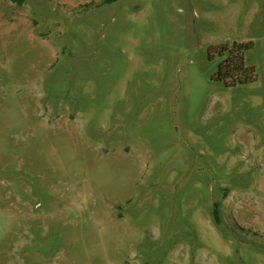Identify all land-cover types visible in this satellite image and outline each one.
I'll use <instances>...</instances> for the list:
<instances>
[{
  "label": "rangeland",
  "instance_id": "374dc122",
  "mask_svg": "<svg viewBox=\"0 0 264 264\" xmlns=\"http://www.w3.org/2000/svg\"><path fill=\"white\" fill-rule=\"evenodd\" d=\"M0 264H264V0H0Z\"/></svg>",
  "mask_w": 264,
  "mask_h": 264
},
{
  "label": "trees",
  "instance_id": "16d2710c",
  "mask_svg": "<svg viewBox=\"0 0 264 264\" xmlns=\"http://www.w3.org/2000/svg\"><path fill=\"white\" fill-rule=\"evenodd\" d=\"M19 5L23 4L25 0H11ZM114 1V0H107ZM250 44L245 43H233L231 47L228 48L226 45H221L219 47H212V50H222L226 51L227 57L225 61L218 67L216 78L226 79L234 78L240 83L249 82L255 79L256 75L254 73V68L246 66L244 63L243 51L248 48ZM215 217L218 220V216L215 213Z\"/></svg>",
  "mask_w": 264,
  "mask_h": 264
}]
</instances>
